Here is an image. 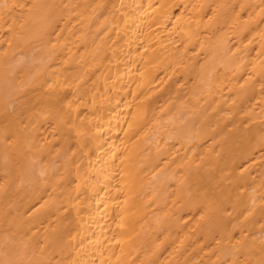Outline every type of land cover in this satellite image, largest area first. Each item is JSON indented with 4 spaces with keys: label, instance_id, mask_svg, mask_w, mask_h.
Wrapping results in <instances>:
<instances>
[{
    "label": "bare ground",
    "instance_id": "1",
    "mask_svg": "<svg viewBox=\"0 0 264 264\" xmlns=\"http://www.w3.org/2000/svg\"><path fill=\"white\" fill-rule=\"evenodd\" d=\"M0 264H264V0H0Z\"/></svg>",
    "mask_w": 264,
    "mask_h": 264
}]
</instances>
